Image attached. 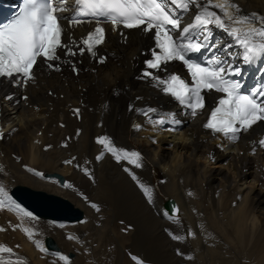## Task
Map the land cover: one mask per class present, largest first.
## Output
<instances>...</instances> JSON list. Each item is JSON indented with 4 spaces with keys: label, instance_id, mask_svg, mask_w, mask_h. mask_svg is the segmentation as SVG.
Here are the masks:
<instances>
[{
    "label": "bare ground",
    "instance_id": "bare-ground-1",
    "mask_svg": "<svg viewBox=\"0 0 264 264\" xmlns=\"http://www.w3.org/2000/svg\"><path fill=\"white\" fill-rule=\"evenodd\" d=\"M235 3L244 14L264 15V0ZM191 18V12L183 16L186 23ZM62 25V42L68 45L95 27L87 22L68 27L67 20ZM102 26L105 43L96 51L107 57L106 64H96L87 52L65 56L61 48L57 50L61 60L54 62L60 65V72L47 70L38 61L36 84L21 87L10 79L0 82V132L4 133L0 139V185H20L59 196L83 214L76 223L54 224L47 218L23 221L15 212L0 209V245L12 248L15 254H0V259L19 257L24 264H62L54 255L36 248L26 234L14 230L31 227L38 233L36 241L42 244L46 236L61 254L70 252L69 264H102L107 254L108 264H114L118 247L113 241L114 232L122 226V233L128 234L125 230L131 229L134 244H125L130 250L123 249L122 254L131 264L135 262L129 259L130 253L155 258L154 262L141 257L148 264H264V152L253 154L249 146L264 125H254L233 143L210 138L200 128L199 115L182 117L178 132L160 130L153 134L148 123L137 122L132 111L126 109L127 102L172 107L167 97L136 77L140 61L152 44L151 34L139 29L113 31L110 24ZM213 36V43L219 45L215 32ZM68 61L80 69L79 75L72 72ZM25 95L29 97L27 102L22 99ZM73 109L80 110L79 117ZM134 124L141 125L139 131ZM76 128L81 130L79 136L74 135ZM108 136H112L115 147L140 152L142 167L117 164L110 154L95 161L94 154L100 148L92 137ZM153 139L157 142L152 143ZM73 157V164L64 163ZM222 161L225 166L220 164ZM209 162L220 167L213 170ZM125 167L142 183L153 186L151 203L123 171ZM38 171L59 174L64 184L72 187L58 185L55 179H42L34 174ZM237 197L242 199L239 207L233 208ZM167 201L178 210L175 220L162 208ZM89 202L96 203L100 212ZM116 219L123 220L122 225L116 226ZM182 225H188L195 236L173 241L166 229L184 237ZM69 236L78 239L70 240ZM177 249L192 259L178 256Z\"/></svg>",
    "mask_w": 264,
    "mask_h": 264
},
{
    "label": "snow or ice",
    "instance_id": "snow-or-ice-1",
    "mask_svg": "<svg viewBox=\"0 0 264 264\" xmlns=\"http://www.w3.org/2000/svg\"><path fill=\"white\" fill-rule=\"evenodd\" d=\"M195 9L194 22L184 26L182 13H188ZM218 10V11H217ZM68 13V15H64ZM67 20L68 27L83 23H94L95 27L79 41H73L71 45L62 42L65 28L62 21ZM104 24H110L113 31L123 29H139L142 33L150 35L154 42L149 47L150 56L144 60V70L138 75V79L153 83L161 92L171 96L183 109L189 110L188 115L195 118L203 111H209L206 122L202 127L210 130L215 136L221 135L224 139L236 142L239 134L253 130V126L264 122V84L259 88L243 91L242 83L236 79L241 76V69L233 64L232 57L237 61L251 64L258 58H264V15L256 12L244 14L235 0H22L19 11L6 24H0V78H9L18 86L27 87L36 84L34 70L39 63L47 70L60 72L61 67L56 61L61 57L58 49H65V56L83 55L87 52L98 65L107 62L106 56L97 54L96 49L105 43ZM224 32L233 44L240 50L238 53L231 51L233 45L221 46L212 42V28ZM121 35H124L121 32ZM127 39V37H125ZM219 49L223 55L215 52L203 62L193 58V54H200L202 50ZM74 49H76L74 51ZM174 61L183 64L191 82H187L179 74H169L167 78H159L157 71L162 66ZM73 73L79 75L80 69L72 61ZM151 70V71H150ZM93 71H96L94 68ZM202 92L220 94L214 96V106L206 108L205 96ZM52 95V93H49ZM4 99L11 101V96ZM22 99L27 102L28 96ZM79 117L80 110L73 109ZM141 114L149 117L153 126L170 127L163 128L167 132H178L182 121L176 118L175 113H166L163 118L152 119L157 109L149 107L140 110ZM133 127L139 131L140 124ZM15 131V129H13ZM81 130L77 129L79 136ZM4 133L0 132V139ZM101 145L103 151L96 156L100 161L105 154H110L117 164L127 162L136 169L142 167V155L135 150L117 148L108 137H100L95 141ZM155 139L152 143H156ZM260 149H264V134L258 141ZM48 148L51 145L47 146ZM256 148L252 149L255 154ZM76 157L65 161L73 164ZM79 167V164H76ZM3 169H0L2 172ZM28 171H33L28 169ZM131 179L137 184L148 202H152L151 188L142 183L128 167L123 168ZM84 172L88 175V170ZM42 176L40 172L34 173ZM43 178V177H42ZM91 179L92 177L89 176ZM65 188H71V184H63ZM83 195V194H81ZM191 196L192 193H189ZM87 200V197H84ZM237 197L232 207L238 208ZM96 212L100 208L96 203L89 202ZM15 212L21 219L28 218L35 221L37 218L18 203L7 193L5 187L0 185V209ZM178 210H172L170 215L175 220ZM3 231V229H0ZM28 239L32 241L41 252L47 250L34 237L38 234L33 228H23ZM173 241L181 242L187 237H194L195 233L188 231L184 237L173 234L166 229ZM212 238V237H210ZM68 239H78L69 236ZM176 253L182 258L192 259L191 256L177 249ZM0 254H8L14 257L13 249L0 245ZM57 261L69 264V257L60 253L53 254ZM135 264H144L142 259L133 257ZM0 264H24V260L0 259Z\"/></svg>",
    "mask_w": 264,
    "mask_h": 264
},
{
    "label": "water",
    "instance_id": "water-1",
    "mask_svg": "<svg viewBox=\"0 0 264 264\" xmlns=\"http://www.w3.org/2000/svg\"><path fill=\"white\" fill-rule=\"evenodd\" d=\"M11 194L28 209L43 217L77 221L81 216V212L74 208L67 200L44 191L33 190L18 185L11 190ZM164 207L169 212L174 210L168 204H164ZM48 247L56 249L50 244Z\"/></svg>",
    "mask_w": 264,
    "mask_h": 264
},
{
    "label": "rangeland",
    "instance_id": "rangeland-1",
    "mask_svg": "<svg viewBox=\"0 0 264 264\" xmlns=\"http://www.w3.org/2000/svg\"><path fill=\"white\" fill-rule=\"evenodd\" d=\"M109 58V57H108ZM169 138V137H168ZM17 162H19L18 160H16ZM210 161V160H209ZM210 163V164H209ZM208 164L211 166L210 168L211 169H213V170H215V169H217V166H219L220 167V165H218V164H211V162H209ZM222 166H225V162L224 161H222L221 163H220ZM65 200H67V199H65ZM68 201V200H67ZM70 202V201H69ZM72 205H74L72 202H70ZM121 221H123V220H121V219H116L115 221L113 220V222H114V224H116L117 222H118V224H116V226H120V225H122L121 224ZM122 226L120 227V229H119V232L117 231H115L114 232V236H116V238H114V240L113 241H117L118 242V244H117V250L115 251V261H114V264H131V262L126 258V257H122V254H123V249H126V250H130L128 247H126L125 246V244H127L128 242V244H129V246L131 245V243L132 244H134V242H133V239H130L131 237H130V235H129V231H131V229L130 230H125L126 232H128V234L127 233H122L120 230H122ZM61 229V228H60ZM65 229V228H64ZM121 232V233H120ZM112 242V240L110 239V243ZM82 243V242H81ZM125 248H124V247ZM108 249H112V245H109L108 246ZM106 254V253H105ZM130 256H132V254H130ZM134 257H137V258H139L138 257V254L136 253L135 254V256ZM142 258L144 257L146 260H148V261H154L155 262V258H152V257H147L146 255L145 256H143V254H142V256H141ZM107 260L104 262L105 264H108L109 262H110V255H108L107 254ZM144 260V259H143ZM96 261V260H95ZM94 261V262H95ZM102 263V262H101ZM104 263H102V264H104Z\"/></svg>",
    "mask_w": 264,
    "mask_h": 264
}]
</instances>
